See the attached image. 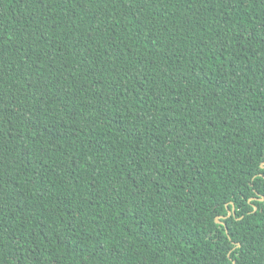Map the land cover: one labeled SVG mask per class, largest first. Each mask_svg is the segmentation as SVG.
Returning <instances> with one entry per match:
<instances>
[{
	"label": "trees",
	"instance_id": "obj_1",
	"mask_svg": "<svg viewBox=\"0 0 264 264\" xmlns=\"http://www.w3.org/2000/svg\"><path fill=\"white\" fill-rule=\"evenodd\" d=\"M0 264H264V0H0Z\"/></svg>",
	"mask_w": 264,
	"mask_h": 264
},
{
	"label": "water",
	"instance_id": "obj_2",
	"mask_svg": "<svg viewBox=\"0 0 264 264\" xmlns=\"http://www.w3.org/2000/svg\"><path fill=\"white\" fill-rule=\"evenodd\" d=\"M216 220H217V221H219V219H218V218H216Z\"/></svg>",
	"mask_w": 264,
	"mask_h": 264
}]
</instances>
